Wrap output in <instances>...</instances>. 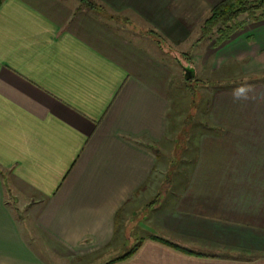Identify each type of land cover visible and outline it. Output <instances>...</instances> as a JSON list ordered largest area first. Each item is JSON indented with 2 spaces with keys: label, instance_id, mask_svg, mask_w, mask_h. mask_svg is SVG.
Wrapping results in <instances>:
<instances>
[{
  "label": "crops",
  "instance_id": "crops-1",
  "mask_svg": "<svg viewBox=\"0 0 264 264\" xmlns=\"http://www.w3.org/2000/svg\"><path fill=\"white\" fill-rule=\"evenodd\" d=\"M223 1L2 4L0 264H52L43 247L96 264L138 243L113 264H264V19L202 40ZM210 39L205 54L227 84L201 109L208 118L182 161L192 168L171 181L168 204L167 176L152 189L159 168L172 170L159 164L174 96L163 55L191 59ZM237 79L254 98L233 101Z\"/></svg>",
  "mask_w": 264,
  "mask_h": 264
},
{
  "label": "rangeland",
  "instance_id": "rangeland-1",
  "mask_svg": "<svg viewBox=\"0 0 264 264\" xmlns=\"http://www.w3.org/2000/svg\"><path fill=\"white\" fill-rule=\"evenodd\" d=\"M246 16L248 15H242L240 17L241 20H246ZM218 35L219 34L214 35V40H216ZM212 43H213L212 39H210V41H207V43H205L203 47V53L201 55H198L200 51L197 50L191 59L189 57L179 56L178 58H175L171 55H166V54L163 55L165 56V61L170 65L172 69V73H173L172 86L174 87L173 89L174 96H172L171 133L169 134L170 137H169V141L167 142V144L164 146L163 149L159 150V164L160 166L163 164H170L172 167V170H170L171 172L168 174L169 171H167L166 166L159 168L157 170V173L155 174L156 179H154V183L155 182L156 183L153 184L152 189L154 190V192L157 191V189L159 188V184H160L159 182H161L167 176V178L163 180L164 183L162 184V187H160L161 189L159 192L160 193L159 196L163 197L165 193H169L168 194L169 196L167 198L169 199V201H167L168 204L172 203L175 190L179 189V185L177 186L172 183H174L175 180H177L180 175L181 176L184 175V173H181L183 172V167L188 170L189 169L191 170L192 168L191 164H185V166H183L182 161L185 159V156L187 157V159L190 160L192 156L194 155V150H195L194 142H195V139L197 138L196 137L197 134L200 133L201 124H202L201 120H204L205 122L206 121L205 117L208 118V116L204 117L201 115V112H202L201 109H204L203 114L208 115L205 112L206 110L205 108L208 105L207 98L209 97L210 92L213 90L212 87L214 85L216 86V85H226L227 84L226 79H224V77H226L227 74L224 73L223 70L222 72L221 71L216 72L215 70H212L209 56L205 54V52L207 51L206 50L207 47H209L210 44ZM179 59L182 61V63L179 62ZM189 64L195 70V77L192 80L187 81L185 79V72H184V68L182 65L189 66ZM230 83H231V80H230ZM235 83H236L235 84L236 87H238L241 82H239L237 79ZM198 91H199L198 93L199 95H201V93L203 94L202 95L203 100L201 98L202 103L200 102L201 101L200 99L195 100L194 94L197 93ZM182 130L184 131L181 133ZM202 131L204 133L206 132L203 129ZM181 137L183 140L180 141ZM177 140L181 142L182 151L180 152L178 151L176 153L175 148L177 145V142H176ZM180 142H179V148H180ZM152 189L150 190L151 192H152ZM162 192L164 193V195ZM159 196H155L156 197L155 199L160 200ZM155 201L153 202V205H157L155 204L156 203ZM25 214L26 213H24V211L21 213L22 218L25 216ZM122 224H125V219H122ZM139 224L140 223L137 221L135 226H138ZM27 226L29 227L30 223H27ZM140 230H141V224L137 228V231L139 234L141 232ZM143 235L145 236V233H143ZM135 239L138 240L136 237ZM41 251L45 255L46 259L52 264H85L87 263L86 261H88V257L87 258L78 257L76 255H67L63 258H60V257L58 258L55 255L51 254L50 251L46 247L41 248ZM127 251H128V247L122 248L119 251L114 250L113 253H108L104 257L102 258L100 257L99 259H97L100 263L97 262L96 264H104L112 260L113 258L115 259L116 256H118V254L119 255L124 254Z\"/></svg>",
  "mask_w": 264,
  "mask_h": 264
},
{
  "label": "trees",
  "instance_id": "trees-1",
  "mask_svg": "<svg viewBox=\"0 0 264 264\" xmlns=\"http://www.w3.org/2000/svg\"><path fill=\"white\" fill-rule=\"evenodd\" d=\"M6 0H0V7ZM242 15H248L253 20H263L264 19V0H225L219 5H217L211 12V15L205 20L202 26V40L208 39L214 34L216 29L221 32V43L232 36L238 28V20ZM222 28V29H220ZM195 88V87H194ZM200 95L194 94L195 100L198 99ZM184 130L181 131V133ZM181 135V134H180ZM183 137V136H182ZM181 137L180 141L183 140ZM187 138V137H186ZM177 140L176 153L181 150V142ZM180 142V148H179ZM183 153V152H182ZM182 155V154H181ZM161 200H156L155 204H158ZM154 240L164 241L160 238L154 237ZM140 243L135 245L133 248L128 250L123 255L109 261L107 264H113L115 261H121L132 256L135 251L139 248Z\"/></svg>",
  "mask_w": 264,
  "mask_h": 264
},
{
  "label": "clouds",
  "instance_id": "clouds-1",
  "mask_svg": "<svg viewBox=\"0 0 264 264\" xmlns=\"http://www.w3.org/2000/svg\"><path fill=\"white\" fill-rule=\"evenodd\" d=\"M253 92V89L250 85L241 84L238 87L234 88L232 91V97L234 102L238 101H247L254 97H251L249 93Z\"/></svg>",
  "mask_w": 264,
  "mask_h": 264
},
{
  "label": "water",
  "instance_id": "water-1",
  "mask_svg": "<svg viewBox=\"0 0 264 264\" xmlns=\"http://www.w3.org/2000/svg\"><path fill=\"white\" fill-rule=\"evenodd\" d=\"M178 58V57H177ZM179 62L182 63V61L179 59ZM184 68V72H185V79L187 81L192 80L195 77V70L193 67H191V65L189 64V66H184L182 65Z\"/></svg>",
  "mask_w": 264,
  "mask_h": 264
}]
</instances>
